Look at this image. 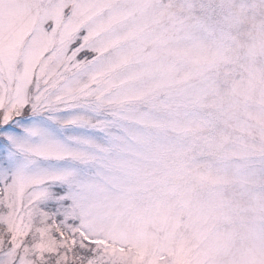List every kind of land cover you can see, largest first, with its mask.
<instances>
[{"label":"snow or ice","instance_id":"snow-or-ice-1","mask_svg":"<svg viewBox=\"0 0 264 264\" xmlns=\"http://www.w3.org/2000/svg\"><path fill=\"white\" fill-rule=\"evenodd\" d=\"M0 264H264V0H0Z\"/></svg>","mask_w":264,"mask_h":264}]
</instances>
